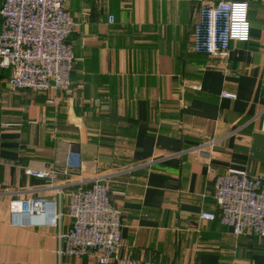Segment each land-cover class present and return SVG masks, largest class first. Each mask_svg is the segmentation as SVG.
<instances>
[{
    "label": "crops",
    "instance_id": "crops-1",
    "mask_svg": "<svg viewBox=\"0 0 264 264\" xmlns=\"http://www.w3.org/2000/svg\"><path fill=\"white\" fill-rule=\"evenodd\" d=\"M210 1L68 0L79 23L69 88L13 91L0 68V264H100L92 253L58 252L72 225L69 191L99 177L122 212L120 256L264 264V238L200 217L218 209L210 167L264 181V0H244L250 40L233 41L226 57L193 48ZM71 149L83 159L74 175L49 182L28 173L64 167ZM18 198L55 201L60 223L34 215L14 224Z\"/></svg>",
    "mask_w": 264,
    "mask_h": 264
},
{
    "label": "built area",
    "instance_id": "built-area-1",
    "mask_svg": "<svg viewBox=\"0 0 264 264\" xmlns=\"http://www.w3.org/2000/svg\"><path fill=\"white\" fill-rule=\"evenodd\" d=\"M68 0H4L0 9V68L10 70L9 88L44 92L67 89L71 84L74 49L68 41L79 23L67 8ZM249 3L244 0H211L198 11L193 31L196 53L226 57L233 41L250 40ZM86 14L83 16L85 17ZM108 21L114 23L110 14ZM227 97H236L225 92ZM52 102V100H50ZM83 167L81 152L71 149L64 167L48 166L29 169L34 177L49 182L61 175L72 176ZM215 175L217 211H202L203 219H219L231 227L236 236L264 238V181L240 171ZM63 186L57 194H64ZM69 215L72 225L59 233V255L82 257L96 255L100 264H157L119 255L122 243V212L112 201L109 187L101 178L89 187L69 191ZM12 222L23 225L25 217L36 215L40 220L57 225L55 201L47 198H18L10 201Z\"/></svg>",
    "mask_w": 264,
    "mask_h": 264
},
{
    "label": "trees",
    "instance_id": "trees-1",
    "mask_svg": "<svg viewBox=\"0 0 264 264\" xmlns=\"http://www.w3.org/2000/svg\"><path fill=\"white\" fill-rule=\"evenodd\" d=\"M70 39V38H69ZM70 42V40H68Z\"/></svg>",
    "mask_w": 264,
    "mask_h": 264
}]
</instances>
